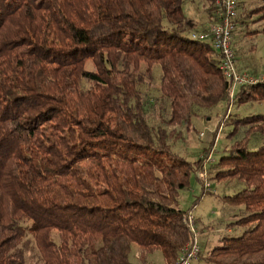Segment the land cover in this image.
I'll return each mask as SVG.
<instances>
[{"label":"trees","instance_id":"16d2710c","mask_svg":"<svg viewBox=\"0 0 264 264\" xmlns=\"http://www.w3.org/2000/svg\"><path fill=\"white\" fill-rule=\"evenodd\" d=\"M184 1L0 0V264H24L27 233L41 264H133L132 243L142 262L159 250L176 264L189 240L178 192L191 174L206 182L195 169L244 185L221 196L242 231L220 237L203 264H264V113L229 119L227 136L243 126L242 136L207 174L208 147L193 161L170 150L199 110L264 100V80L229 97ZM238 5L235 25L264 19V4ZM154 66L152 124L138 86Z\"/></svg>","mask_w":264,"mask_h":264},{"label":"rangeland","instance_id":"374dc122","mask_svg":"<svg viewBox=\"0 0 264 264\" xmlns=\"http://www.w3.org/2000/svg\"><path fill=\"white\" fill-rule=\"evenodd\" d=\"M216 1L212 0V4L208 0L184 1L183 13L196 24L195 31L206 29L211 24L213 16L210 18L209 12L216 10ZM261 4H264V1L239 0L238 12L244 13ZM212 5L216 6L215 9L210 8ZM263 26L264 19H258L255 14H248L244 23L237 22L231 33V47L237 70L258 79H264ZM86 66L90 67L89 64ZM142 69L143 65L141 64L140 70ZM152 71V78L150 80L145 78L138 88L148 101V120L155 124L157 122V108L151 106V102L158 95L159 69L154 66ZM253 113H264V100H252L238 105L230 101L226 105L218 104L207 110H199L197 116L191 119L190 129H184L183 126L175 127V130L179 131V137L173 142L170 141V150L188 161H193L202 157L201 150L208 147L207 154L203 157L199 168H204L203 170H206L207 174L209 167L222 154L221 150H225L232 141L242 136L243 126H239L234 135L227 136L232 127L228 122L229 119ZM258 143V137L254 135L250 138L249 146L252 147ZM194 173L200 178L197 175L201 173L198 169H195ZM209 175L201 177L202 181L208 182V188L202 186L201 180L197 181L194 174H191L188 187L178 192L176 207L185 211L186 219L188 216L192 228L189 231V240L185 248L189 246L193 238L196 239L198 246V253L187 264L191 262V264H203L200 258L205 255L208 249L219 244L218 239L220 237L236 236L242 231V227L238 225L229 226L228 224L236 218L238 207L230 205L221 196L234 194L243 188V183L228 177L212 179ZM24 223L28 224L29 222L25 221ZM24 239L28 242V247L24 251V264H41L33 238L27 233ZM138 253L136 244L132 243L128 259L133 264H165L159 250L147 254L144 262L139 259Z\"/></svg>","mask_w":264,"mask_h":264},{"label":"built area","instance_id":"2783aa9c","mask_svg":"<svg viewBox=\"0 0 264 264\" xmlns=\"http://www.w3.org/2000/svg\"><path fill=\"white\" fill-rule=\"evenodd\" d=\"M238 0H217L215 10V20L200 32L191 33L192 38L208 41L211 48L217 53V65L220 73L229 81L227 93L231 97L235 89L244 84H252L263 78H256L246 73H241L236 69L235 58L231 47V33L234 30V19L236 16ZM202 177L204 173L197 174ZM203 186L208 188V183ZM185 218L189 231L192 230L190 221ZM198 253L196 239L193 238L184 252L177 258L176 264H187Z\"/></svg>","mask_w":264,"mask_h":264},{"label":"crops","instance_id":"0c3cea01","mask_svg":"<svg viewBox=\"0 0 264 264\" xmlns=\"http://www.w3.org/2000/svg\"><path fill=\"white\" fill-rule=\"evenodd\" d=\"M238 1H239V0H238ZM191 263H192V262H191ZM191 263H190V264H191Z\"/></svg>","mask_w":264,"mask_h":264}]
</instances>
